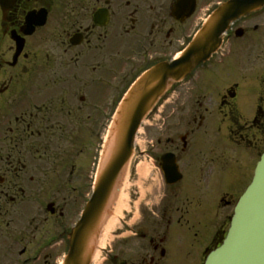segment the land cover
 <instances>
[{"label":"flooded vegetation","instance_id":"1","mask_svg":"<svg viewBox=\"0 0 264 264\" xmlns=\"http://www.w3.org/2000/svg\"><path fill=\"white\" fill-rule=\"evenodd\" d=\"M234 8L210 63L150 113L138 158L154 161L161 195L106 234L98 264H182L195 245L203 260L220 240L206 183L264 151V0H0V264H63L129 87ZM216 199L227 218L234 194Z\"/></svg>","mask_w":264,"mask_h":264},{"label":"water","instance_id":"2","mask_svg":"<svg viewBox=\"0 0 264 264\" xmlns=\"http://www.w3.org/2000/svg\"><path fill=\"white\" fill-rule=\"evenodd\" d=\"M216 16L198 34L187 52L169 65H160L138 83L123 103L111 131V158L96 184V193L72 234L65 264H90L109 203L133 152L140 124L163 91L168 79H179L216 49ZM223 245L205 264H264V163L261 162L247 194L236 207Z\"/></svg>","mask_w":264,"mask_h":264},{"label":"rangeland","instance_id":"3","mask_svg":"<svg viewBox=\"0 0 264 264\" xmlns=\"http://www.w3.org/2000/svg\"><path fill=\"white\" fill-rule=\"evenodd\" d=\"M150 123H144L142 131L140 132L137 140L138 148H143L146 146L149 142V134L151 132V126ZM147 130V131H146ZM212 136V142L215 141V133L211 132ZM210 138V139H211ZM208 143L209 144V140ZM214 140V141H213ZM144 159V158H143ZM138 158L135 160V166L132 168L131 173L128 177V180L124 187V200L122 207H120V221L122 217H125L128 214V211L133 208V205L135 204V201L138 200L136 205L139 203H142L144 198L147 197V195L156 194L159 195V188H158V175H157V169L154 167L153 163L150 161L149 157L146 159V164L148 165V170L145 169L146 173H141L138 169ZM251 179V171L248 167H242L241 164L235 165V163H228L227 166L221 168L219 178L216 182H207L205 191H206V198H205V221L207 227L209 225L212 226V224H216L219 222V216H218V210L216 207V198L218 197V194H222L226 191H224V188L227 190H230L233 194L238 195L239 192L244 188V186H247ZM151 186V187H150ZM138 191V193H137ZM140 196V199H139ZM157 197V198H159ZM126 218V217H125ZM119 220H116L114 225H118L120 222ZM121 223V222H120ZM210 226V227H211ZM209 227V229H210ZM113 228H116L113 227ZM206 232V235L208 234V231ZM113 236H109L107 238V241H109ZM189 255L196 256V258L191 257V259L188 258V261L182 264H200V259H198V253L196 249L198 248L197 245L190 246ZM177 264V263H176Z\"/></svg>","mask_w":264,"mask_h":264},{"label":"bare ground","instance_id":"4","mask_svg":"<svg viewBox=\"0 0 264 264\" xmlns=\"http://www.w3.org/2000/svg\"><path fill=\"white\" fill-rule=\"evenodd\" d=\"M140 172L144 173V168H143V166L140 167ZM122 202H123V201H121V203H120V207H122ZM120 207H119V208H120ZM118 213H120V209L118 210ZM115 221H116V219L114 218V220H112V222L110 223V226H109V228H108V233H110V232L112 231V228H113V225H114Z\"/></svg>","mask_w":264,"mask_h":264}]
</instances>
